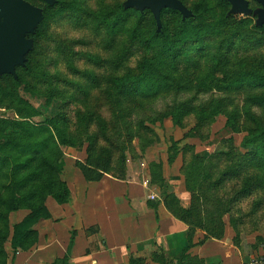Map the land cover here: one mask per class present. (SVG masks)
Returning <instances> with one entry per match:
<instances>
[{"label":"trees","instance_id":"16d2710c","mask_svg":"<svg viewBox=\"0 0 264 264\" xmlns=\"http://www.w3.org/2000/svg\"><path fill=\"white\" fill-rule=\"evenodd\" d=\"M83 1L57 0L52 5L34 0L36 6L43 8L44 19L31 39L41 44L53 20L68 14H82L103 26L109 37L124 40L129 49L137 48L144 53L135 69L109 80L108 98L114 108L115 131L119 132L118 124L130 133L133 120L142 117V112L147 110V121L155 124L171 119L178 128H184L186 120L193 117L192 133L210 127L216 118L224 116L226 128L236 135H245L241 144L242 161L257 175L242 182L239 196L229 200L228 196L220 194L229 179L213 182L210 194H201V184L196 188L190 177L193 178L197 170L196 163L209 161L206 163L204 158L196 156L185 173L193 206L184 210L174 196L166 197L169 209L185 223L194 218V222L207 226L221 224L242 199L256 190H264V57L234 58L240 44V48L264 46V18L261 17L260 26H253L250 19L229 16L234 8L229 0H201L189 15L186 10L165 6L159 19L144 3L141 9H135L122 4L106 6L100 1L92 8L91 0ZM210 39L218 41L214 54L207 51ZM190 47L192 54L188 52ZM197 53L201 54L198 61L191 56ZM191 70L198 75L191 74ZM17 76V79L8 77L6 87L0 85V107L6 105L18 117V121L0 120V264H9L5 248L8 242L14 254L29 252L38 244L37 226L51 219L46 205L49 198L59 205L69 203L70 191L62 179L66 166L63 149L77 146L70 132L66 95L52 85L45 90L40 87L41 82L46 85V79L42 76L35 80L31 62L18 68ZM21 93L37 100L45 97V106L52 109V118L41 122V112ZM204 97L208 99L204 101ZM168 100L167 111L153 117L156 114L149 111L152 105ZM81 117L78 111L80 124ZM143 123L145 121L139 124L140 128ZM95 146L90 139L86 164L76 163L87 182H100L113 172L112 150L98 152ZM183 153H194V147L186 146ZM180 154L181 144L173 142L169 164L173 165ZM156 169L162 167H152V171ZM154 182L166 189L162 170ZM20 211H27L29 215L11 230L10 215ZM231 225L237 230L232 221ZM74 245L75 233L66 257L54 264H68ZM142 263L130 261V264Z\"/></svg>","mask_w":264,"mask_h":264},{"label":"rangeland","instance_id":"374dc122","mask_svg":"<svg viewBox=\"0 0 264 264\" xmlns=\"http://www.w3.org/2000/svg\"><path fill=\"white\" fill-rule=\"evenodd\" d=\"M14 1L22 2L32 8L35 11V17L25 23L17 34L19 51L15 53L12 60L6 61L0 58V85L6 87L8 77L17 79L18 68L31 62L36 72L35 80H39L42 76L46 79V85L41 82L40 87L45 90L52 85L58 87L66 95L68 99L66 113L70 120V132L77 142L76 147L63 149L65 169L67 167L69 175L78 169L77 162L86 164L88 159L86 149L90 139L96 144L98 152L104 149L112 150L113 172L106 176L124 180L130 171L131 178L136 181L140 180L146 189L147 181L151 182L148 188L152 186L150 188L152 189L156 186L155 177H159L161 170L164 175L165 167L169 166V150L173 142L181 144L182 154L179 155L176 163L182 166L179 173L185 182V173L193 165V157L208 156L204 158V161L209 162L207 164L196 163L197 170L193 172V178L190 177L196 188L198 184H201L199 188L203 190L201 192L203 195L210 194L213 189L212 184L229 179V183L222 187L220 194L228 196L230 200L240 195L243 189L242 182L245 183L257 175L242 161L244 151L241 150V144L245 135H236L226 128L227 119L224 116L216 118L210 127L206 126L192 133L191 130L195 128L193 117L186 120L184 128H178L173 125L171 119H164L155 124L147 121L146 110L142 112V117L133 120L130 133L118 124L119 132L115 131L114 108L108 98L109 80L135 69L144 57V53L137 48L129 49L130 46L124 40L119 41L115 37H109L103 26L82 14H68L53 20L49 24L46 39L37 45L31 39V35L44 19L43 8L36 6L34 0ZM100 1L106 6L122 4L128 8H142L140 3L130 5V0H91L90 6L96 8ZM176 1L189 15L192 8L201 0ZM54 2L53 5L57 3V0ZM85 3L87 4V1ZM263 14L264 8L255 0H243L236 8H231L228 15L235 19H250L253 21V26H260ZM116 40L118 41L115 42ZM208 44L207 51L211 54L216 53L218 41L210 39ZM240 46L241 44L234 52L236 59L264 57V46L243 45L241 48ZM191 49V47L188 48L190 54L193 53ZM191 56L198 61L201 54ZM184 68L186 69V66ZM190 72L198 75L197 71L191 70ZM21 95L41 112V122L52 118V109L45 106V97L37 100L22 93ZM207 99L208 97H204L203 100ZM169 101L153 104L149 110L153 115L156 114L153 117L160 113L164 114ZM78 111L82 113L81 124L77 118ZM0 120L18 121V117L14 111L4 105L0 107ZM142 121L145 123L140 128L139 124ZM95 137L98 138L93 141L92 138ZM186 146H193L194 153L184 154L183 150ZM153 166L162 167V169L152 171ZM169 167L170 175L173 177L175 175L174 166ZM147 172L151 178H147ZM63 177L64 172L62 179ZM28 215L27 211L12 213L10 215L11 230ZM229 217L233 226L237 227L236 231L239 234L237 237L243 236L251 239L255 242V247L261 249L258 254H263L264 190H256L252 195L242 199L234 206ZM64 228L68 229V223ZM5 248L9 256V264H23L24 262V264H30L28 261L30 257L22 263L17 262L18 254L21 252L14 254L10 242Z\"/></svg>","mask_w":264,"mask_h":264},{"label":"crops","instance_id":"0c3cea01","mask_svg":"<svg viewBox=\"0 0 264 264\" xmlns=\"http://www.w3.org/2000/svg\"><path fill=\"white\" fill-rule=\"evenodd\" d=\"M168 165L174 166L175 175L165 167V190L157 183L146 189L131 178L130 171L124 180L105 176L100 182H87L80 170L69 175L66 167L63 179L70 191L69 203L48 199L51 219L39 225L38 244L18 254L17 262L28 257L30 264L63 260L73 233L75 245L68 264H130L132 259L142 264H248L262 254L254 241L237 237L229 215L216 226L196 223L194 218L185 223L177 217L166 197L174 196L184 210L193 206V198L179 173L182 166ZM151 195L157 199L151 201Z\"/></svg>","mask_w":264,"mask_h":264},{"label":"water","instance_id":"95a60500","mask_svg":"<svg viewBox=\"0 0 264 264\" xmlns=\"http://www.w3.org/2000/svg\"><path fill=\"white\" fill-rule=\"evenodd\" d=\"M49 4H54V0H43ZM234 8L243 2V0H229ZM264 8V0H256ZM144 3L151 9L157 19L163 7L168 6L183 11L184 7L176 0H130V5ZM35 17V11L14 0H0V58L11 61L15 53L19 51L17 44V34L21 28L30 19ZM264 18V14L262 16ZM5 19V23H1Z\"/></svg>","mask_w":264,"mask_h":264},{"label":"built area","instance_id":"2783aa9c","mask_svg":"<svg viewBox=\"0 0 264 264\" xmlns=\"http://www.w3.org/2000/svg\"><path fill=\"white\" fill-rule=\"evenodd\" d=\"M150 183H151L150 181H147L145 186L148 187V185H151ZM150 199L151 201H155L157 198L155 195H151ZM248 264H264V255H260L253 258Z\"/></svg>","mask_w":264,"mask_h":264},{"label":"flooded vegetation","instance_id":"af4514ba","mask_svg":"<svg viewBox=\"0 0 264 264\" xmlns=\"http://www.w3.org/2000/svg\"><path fill=\"white\" fill-rule=\"evenodd\" d=\"M1 23H3V24H4V23H5V19H1Z\"/></svg>","mask_w":264,"mask_h":264}]
</instances>
